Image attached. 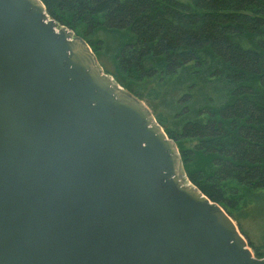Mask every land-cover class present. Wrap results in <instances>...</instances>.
<instances>
[{"label":"water","instance_id":"1","mask_svg":"<svg viewBox=\"0 0 264 264\" xmlns=\"http://www.w3.org/2000/svg\"><path fill=\"white\" fill-rule=\"evenodd\" d=\"M0 264H264L41 0H0Z\"/></svg>","mask_w":264,"mask_h":264},{"label":"trees","instance_id":"2","mask_svg":"<svg viewBox=\"0 0 264 264\" xmlns=\"http://www.w3.org/2000/svg\"><path fill=\"white\" fill-rule=\"evenodd\" d=\"M41 2L105 73L147 101L188 181L264 256L235 214L250 202L264 221V0Z\"/></svg>","mask_w":264,"mask_h":264},{"label":"rangeland","instance_id":"3","mask_svg":"<svg viewBox=\"0 0 264 264\" xmlns=\"http://www.w3.org/2000/svg\"><path fill=\"white\" fill-rule=\"evenodd\" d=\"M181 1L185 2L187 0H181ZM103 50H105L104 47L99 49V51H101V52ZM101 59H102V62L105 63L106 60H107V55L105 53H103ZM105 65L108 66V63L106 62ZM147 98H148V100L151 103H158V97L155 94H151ZM142 101L147 105V101L146 100H142ZM193 144H194L193 141H187L186 142L187 146H192ZM252 207H253V204L248 202L247 205H243L242 207L239 208L238 211H235V214L237 215V217L240 218L241 225H242L243 229L246 232H248V234L250 235L251 241L255 244L256 247H258L260 249L261 252H264V237H263L264 236V221H263V214L260 213L258 210L253 209L254 207L253 208Z\"/></svg>","mask_w":264,"mask_h":264}]
</instances>
